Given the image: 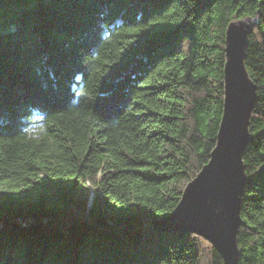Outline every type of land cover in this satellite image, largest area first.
I'll list each match as a JSON object with an SVG mask.
<instances>
[{
	"label": "trees",
	"instance_id": "obj_1",
	"mask_svg": "<svg viewBox=\"0 0 264 264\" xmlns=\"http://www.w3.org/2000/svg\"><path fill=\"white\" fill-rule=\"evenodd\" d=\"M240 18L238 264H264V0H0V264H222L151 220L209 159Z\"/></svg>",
	"mask_w": 264,
	"mask_h": 264
},
{
	"label": "water",
	"instance_id": "obj_2",
	"mask_svg": "<svg viewBox=\"0 0 264 264\" xmlns=\"http://www.w3.org/2000/svg\"><path fill=\"white\" fill-rule=\"evenodd\" d=\"M251 18L228 23L225 30L223 106L216 140L208 161L184 186L174 208L151 220L154 231L192 232L218 250L222 264H238L237 228L245 174L242 152L256 87L244 65Z\"/></svg>",
	"mask_w": 264,
	"mask_h": 264
},
{
	"label": "rangeland",
	"instance_id": "obj_3",
	"mask_svg": "<svg viewBox=\"0 0 264 264\" xmlns=\"http://www.w3.org/2000/svg\"><path fill=\"white\" fill-rule=\"evenodd\" d=\"M254 20H255V19H254ZM254 20H253V21H254ZM231 21H232V20H231Z\"/></svg>",
	"mask_w": 264,
	"mask_h": 264
}]
</instances>
